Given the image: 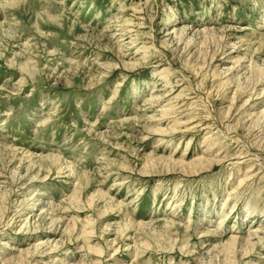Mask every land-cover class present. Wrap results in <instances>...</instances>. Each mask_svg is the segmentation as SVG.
Listing matches in <instances>:
<instances>
[{"label":"rangeland","instance_id":"obj_1","mask_svg":"<svg viewBox=\"0 0 264 264\" xmlns=\"http://www.w3.org/2000/svg\"><path fill=\"white\" fill-rule=\"evenodd\" d=\"M0 264H264V0H0Z\"/></svg>","mask_w":264,"mask_h":264}]
</instances>
